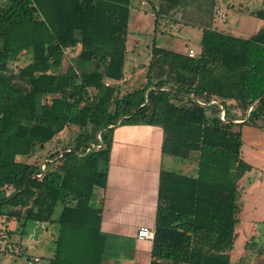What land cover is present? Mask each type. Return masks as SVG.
Returning <instances> with one entry per match:
<instances>
[{
  "label": "trees",
  "instance_id": "16d2710c",
  "mask_svg": "<svg viewBox=\"0 0 264 264\" xmlns=\"http://www.w3.org/2000/svg\"><path fill=\"white\" fill-rule=\"evenodd\" d=\"M0 5V218L56 222L48 264H101V207L113 130L156 125L161 153L189 158L196 175L161 169L149 264H229L237 222L241 125L264 119L263 20L249 37L202 30L189 57L153 41L146 82L120 87L131 0H5ZM170 15L183 0H147ZM28 55V60L25 56ZM68 60L63 68V63ZM24 60L22 64L19 61ZM43 99H47L44 104ZM217 102L200 105L197 100ZM220 105L241 122L220 120ZM70 144L24 162L65 127ZM97 147V148H95ZM12 188L9 194L6 190ZM62 208L56 219L57 204Z\"/></svg>",
  "mask_w": 264,
  "mask_h": 264
},
{
  "label": "rangeland",
  "instance_id": "374dc122",
  "mask_svg": "<svg viewBox=\"0 0 264 264\" xmlns=\"http://www.w3.org/2000/svg\"><path fill=\"white\" fill-rule=\"evenodd\" d=\"M263 5L264 0H183L173 14L160 15L150 6H142L140 0H132L123 66L127 80L120 81L122 92L131 91L146 82L153 41L167 49L187 52L192 48L198 53L200 33L207 27H216L237 37H249L262 26L263 20L248 11L260 9ZM219 13L225 15L222 21L217 18ZM23 62L21 60L18 64ZM67 62L66 59L65 65ZM46 102L47 99H43V103ZM237 114L241 115L239 111L226 107V120ZM240 129L241 156L250 167L239 181L234 227L236 238L229 254V264H264V119L256 124H243ZM77 132L75 125L65 127L56 135L57 146L51 145L50 151L70 144ZM47 147L35 151L34 155L19 156V159L28 163L40 162L47 155ZM196 154L192 152L185 159L169 156L164 167L179 170L184 164H189L196 170ZM171 158L175 161L172 162ZM92 202L97 205L94 199ZM62 205L61 202L57 204L53 219L59 215ZM21 222L13 219L0 224V264H25L28 258L35 256L38 261L33 264H48L54 253L59 225L27 220L22 226Z\"/></svg>",
  "mask_w": 264,
  "mask_h": 264
},
{
  "label": "crops",
  "instance_id": "0c3cea01",
  "mask_svg": "<svg viewBox=\"0 0 264 264\" xmlns=\"http://www.w3.org/2000/svg\"><path fill=\"white\" fill-rule=\"evenodd\" d=\"M3 3L6 1L1 0L0 5ZM153 7L158 12L159 2L155 1ZM28 58L26 55L25 59ZM65 66L64 62L62 67ZM123 78L127 80L124 72ZM230 118L240 122L242 116ZM161 142L162 130L156 125L122 123L113 130L106 185L97 188L93 197L101 207V230L106 235L101 264H149L152 240L139 239L136 233L140 226L154 228L159 172L163 168L169 170L164 167L169 156L161 153ZM54 144L57 146L55 140L44 147L46 153ZM181 168L170 171L196 175L194 166L184 164ZM11 191L8 188L6 194ZM3 223L4 219L0 218V224Z\"/></svg>",
  "mask_w": 264,
  "mask_h": 264
},
{
  "label": "built area",
  "instance_id": "2783aa9c",
  "mask_svg": "<svg viewBox=\"0 0 264 264\" xmlns=\"http://www.w3.org/2000/svg\"><path fill=\"white\" fill-rule=\"evenodd\" d=\"M1 2V0H0ZM141 5L142 6H150L149 3L146 1V0H142L141 1ZM224 17V14L223 13H219L218 14V20H222V18ZM188 53V56L189 57H194L196 56V51L192 48L188 49L187 51ZM125 80V78H122L120 79L121 82H123ZM197 102L200 104V105H207L208 103H213V102H217L215 101L214 99L207 102V101H203V100H197ZM220 120H224L225 119V110L224 108L222 107V105H220V110H219V114H218ZM97 148V147H95ZM153 235H154V229L153 228H149L147 226H140L138 229H137V233H136V236L139 238V239H148V240H152L153 239ZM38 261V258L37 257H34V258H29L25 264H33L34 262Z\"/></svg>",
  "mask_w": 264,
  "mask_h": 264
}]
</instances>
